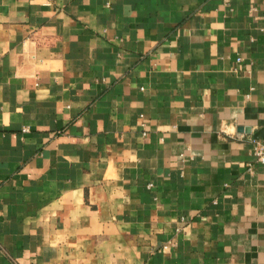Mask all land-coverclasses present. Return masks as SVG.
<instances>
[{
    "label": "crops",
    "instance_id": "obj_1",
    "mask_svg": "<svg viewBox=\"0 0 264 264\" xmlns=\"http://www.w3.org/2000/svg\"><path fill=\"white\" fill-rule=\"evenodd\" d=\"M263 128L264 0H0V264H264Z\"/></svg>",
    "mask_w": 264,
    "mask_h": 264
},
{
    "label": "built area",
    "instance_id": "obj_2",
    "mask_svg": "<svg viewBox=\"0 0 264 264\" xmlns=\"http://www.w3.org/2000/svg\"><path fill=\"white\" fill-rule=\"evenodd\" d=\"M251 141L256 160L264 162V138H252Z\"/></svg>",
    "mask_w": 264,
    "mask_h": 264
},
{
    "label": "water",
    "instance_id": "obj_3",
    "mask_svg": "<svg viewBox=\"0 0 264 264\" xmlns=\"http://www.w3.org/2000/svg\"><path fill=\"white\" fill-rule=\"evenodd\" d=\"M237 129H238L239 131L250 132V127L247 126V125H246V126H244V125H239V126L237 127ZM255 134H256V136L259 135V134L264 135V128L261 129L259 132L255 133Z\"/></svg>",
    "mask_w": 264,
    "mask_h": 264
}]
</instances>
